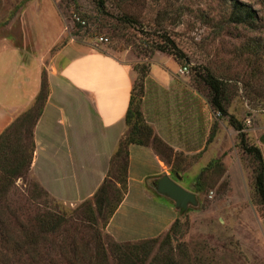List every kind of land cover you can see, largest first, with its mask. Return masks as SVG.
Here are the masks:
<instances>
[{
    "label": "rangeland",
    "instance_id": "374dc122",
    "mask_svg": "<svg viewBox=\"0 0 264 264\" xmlns=\"http://www.w3.org/2000/svg\"><path fill=\"white\" fill-rule=\"evenodd\" d=\"M0 1L5 12L11 9L8 18L17 13L15 0ZM238 1L251 6L252 21L231 19L232 0H55L65 31L62 42L72 36L101 47L130 61L136 75L147 73L152 58L162 60L167 55L187 65L194 86L203 85L200 73L211 72L227 85V113L218 116L220 123L216 122L204 152L169 159L178 172L185 170L176 172L175 178L197 198L196 204L177 210L172 229L168 226L160 232L174 214L169 201L164 196H144L135 184L108 230L111 216L102 218L94 211L86 220L79 213L84 199L60 202L43 191L27 170L14 177L0 203V230L11 235L0 237V264H16L8 246L12 237L22 225L31 229L36 214L47 211L63 214L67 221L38 242L40 264H71L75 257L77 264H85V257L96 254L105 256L107 264H116L110 250L113 240L139 242L135 257H145L143 264L156 254L168 255L170 264H264V203L254 187L259 164L243 149L238 131L229 122L231 114L242 122L245 142L259 147L264 167V0ZM100 35L107 40H100ZM170 40L185 57L157 48ZM173 64L170 60L167 66ZM152 67L159 69L155 61ZM13 133L7 140L8 150L11 154L18 146L25 161L29 133L22 127ZM84 144L91 151L93 141L84 138ZM115 171L111 166L113 182ZM114 188L110 186L111 202L117 197ZM145 237L155 240L141 247Z\"/></svg>",
    "mask_w": 264,
    "mask_h": 264
},
{
    "label": "crops",
    "instance_id": "0c3cea01",
    "mask_svg": "<svg viewBox=\"0 0 264 264\" xmlns=\"http://www.w3.org/2000/svg\"><path fill=\"white\" fill-rule=\"evenodd\" d=\"M14 7L17 13L8 18L11 9L5 12L0 1V133L30 105L45 77L48 94L33 127L28 171L54 198L75 203L96 190L126 130L135 70L130 61L101 47L72 36L62 42L65 31L55 0H15ZM170 60L172 68L167 66ZM181 65L170 55L151 59L141 108L144 119L167 144L191 155L204 152L213 125L220 121L188 72H178ZM84 138L93 141L91 151ZM128 155L127 190L106 224L108 230L132 184L144 196H164L153 182L164 173L177 177L150 144L130 143ZM164 198L174 214L160 232L177 216L172 200Z\"/></svg>",
    "mask_w": 264,
    "mask_h": 264
},
{
    "label": "trees",
    "instance_id": "16d2710c",
    "mask_svg": "<svg viewBox=\"0 0 264 264\" xmlns=\"http://www.w3.org/2000/svg\"><path fill=\"white\" fill-rule=\"evenodd\" d=\"M230 17L232 20L238 22L252 21L254 19L253 9L251 6H248L241 1L232 0ZM157 48L164 51L167 50L175 57H185L172 40L166 44L159 45ZM200 74L201 83L203 85H196L195 87L205 95L213 111L219 110L221 113L220 115L227 113V109L225 107L227 85L222 81V79L215 76L211 72L205 71ZM145 75L146 72L139 71L133 81L124 117L126 130L119 139L117 147L110 157L107 172L93 194L85 198V201L81 203L83 205L80 206L82 209H79V213L86 220L88 219V216L92 218L94 211H96L98 214H102V218H109L112 216L119 203L123 199L127 190V168L129 159L128 145L130 143L150 144L167 163H170V157L173 158L182 153L181 151L174 150L172 146L167 144L154 131L152 125L144 119L141 102L144 91L143 83ZM47 94L48 84L46 78L43 77L40 88L30 105H28L23 111L16 115L11 123L0 133V203L2 199H4L6 192L9 190L14 177L27 172L29 169L34 151L33 127L42 111ZM229 122L238 131V136L243 149L251 153L259 164L255 172L254 187L258 198L264 203V167L262 166L263 158L261 151L257 145L247 144L245 142V135L242 129L243 124L236 116L232 114L229 115ZM21 127L24 129V131H28L30 136L28 148L29 154L27 155L25 161L18 146L14 148L11 154L7 146L8 137L14 134L13 132L19 130ZM214 127L215 124L209 133L208 141L211 140V137L213 136ZM150 138L152 139L151 142L148 140ZM114 160L116 165H114ZM111 166L115 167V173H117L115 178L113 177L115 179L114 182L112 181V175H110ZM171 170L174 172L178 171L174 169L172 165ZM116 183H118V185ZM110 186H115L114 189L117 191V197L114 202H111V197L109 195V191H111ZM41 189L46 191L42 187ZM91 199L93 203L90 202ZM92 204L95 206V208L92 207ZM84 210H86L85 213H83ZM0 213H2V211H0ZM176 218L169 225L171 229L177 220ZM0 221H3L1 216ZM35 221V226H33L31 229H28L25 227V225H22L21 228H19L16 236L12 237L11 242L8 245L12 252L16 255V264H40L41 262L38 255L39 252L37 251L38 242L45 240L48 234L59 230L60 226H62L67 221V218L63 214L47 211L41 214L37 213ZM1 236H7L8 238H11V235H6L3 233V230H0V237ZM141 239V241H144L141 243L142 247L143 245H147L146 243L154 241L155 237H145ZM138 243L139 242H131L129 240H113V246L110 250H112L114 253L117 261L116 264H143L146 259L145 257L140 259L135 257L139 256ZM28 250H30L29 254ZM75 252V249H73V253ZM104 252L105 251H103V253ZM24 254L28 255V260ZM85 258L87 259L85 264H107L104 261L105 256L103 255L96 254L93 258ZM138 260L139 262H137ZM78 262V257H75L73 261H70L71 264H77ZM147 264H170V257L166 255L159 258V256L156 254Z\"/></svg>",
    "mask_w": 264,
    "mask_h": 264
},
{
    "label": "water",
    "instance_id": "95a60500",
    "mask_svg": "<svg viewBox=\"0 0 264 264\" xmlns=\"http://www.w3.org/2000/svg\"><path fill=\"white\" fill-rule=\"evenodd\" d=\"M153 186L158 193L171 199L177 210L186 209L189 203H197V198L193 191L184 188L166 173L160 175L153 182Z\"/></svg>",
    "mask_w": 264,
    "mask_h": 264
},
{
    "label": "built area",
    "instance_id": "2783aa9c",
    "mask_svg": "<svg viewBox=\"0 0 264 264\" xmlns=\"http://www.w3.org/2000/svg\"><path fill=\"white\" fill-rule=\"evenodd\" d=\"M76 19L79 21H81L82 23H84L85 21L83 20V19H79V17L76 15ZM79 21V22H80ZM99 39L100 40H107V37H105V36H103V35H100L99 36ZM178 72H181V73H185V72H188V67H187V65H182V66H180L179 68H178ZM221 113H220V111L219 110H216V111H214V115L216 116V117H218L219 115H220ZM247 122H249V120L247 119Z\"/></svg>",
    "mask_w": 264,
    "mask_h": 264
}]
</instances>
